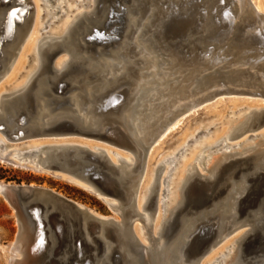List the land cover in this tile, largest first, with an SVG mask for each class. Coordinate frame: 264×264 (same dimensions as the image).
I'll return each instance as SVG.
<instances>
[{"label": "water", "instance_id": "water-1", "mask_svg": "<svg viewBox=\"0 0 264 264\" xmlns=\"http://www.w3.org/2000/svg\"><path fill=\"white\" fill-rule=\"evenodd\" d=\"M208 1L98 0L95 11L67 37L40 46V68L28 86L0 100V135L12 143L91 140L131 153L136 164L132 168L117 164L104 151L79 145L44 146L37 165L17 164L0 151V160L11 165L84 184L119 216L100 215L50 188L0 185V194L18 222L14 246L22 257L10 264H200L241 226L245 234L238 242L239 264H264V146L225 158L208 174L192 171L178 205L163 224L162 242L152 237L147 245L134 228L136 222L146 224V214L151 222L156 214L158 182L143 210L138 207L148 153L188 108L168 100L169 95L197 70L207 78L231 74L233 80L248 81L235 86L240 89L264 88L261 76L251 81V72L249 76L240 72L251 67L248 61L264 63L259 56L264 57V45L245 24L235 22L230 31V24L221 21L225 14L233 17L226 13L228 0H212L207 16ZM197 5L200 10H195ZM13 11L15 16L10 15ZM35 17L31 0H0V82L11 70ZM140 24L145 46L138 49L132 38L133 26ZM142 48L147 50L141 54ZM228 51L245 61L234 64L224 58L213 68L210 61ZM63 55L69 61L58 68L56 62ZM152 62L165 73L153 82L167 93L164 101L149 107L147 101L139 103L135 88L138 78L154 74ZM261 129L264 109L232 138ZM158 168L157 179L162 174Z\"/></svg>", "mask_w": 264, "mask_h": 264}, {"label": "bare ground", "instance_id": "bare-ground-1", "mask_svg": "<svg viewBox=\"0 0 264 264\" xmlns=\"http://www.w3.org/2000/svg\"><path fill=\"white\" fill-rule=\"evenodd\" d=\"M31 1L33 2L36 11L35 21L32 29L30 30L26 38L25 43L22 46L20 53L18 54V57L16 58L15 62L12 65L11 70L6 75V77L0 82V100L2 99V97L15 94L16 92L28 86V84L30 83V81L32 80V78L35 76V74L38 72L40 68V55H39L40 46L43 45L45 42L51 40L60 41L63 40L65 37H67L81 20L91 15L95 11L98 0H90L87 3H85V0H31ZM56 3H58V6L57 8L55 7L56 10H53L52 6ZM212 6H214V2L212 0H209L204 7V10L207 12L206 14L207 16L209 15L211 9H213ZM200 7H201L200 5L199 6L197 5L195 10L196 9L200 10ZM225 8L229 9L226 11V13L228 12L230 14V12H232L233 17L232 18L227 17V15L225 14L221 18V21L224 22L226 21L230 24V31L233 30V25L235 22H239L240 24L243 23L248 27L247 31H251V33L249 34H252L253 36H257L259 44L264 45V36L261 35V30L262 28H264V0H228V4L225 5ZM68 11H70L71 13L73 12L75 13L67 16ZM45 15H47V17L49 16V18L40 28L41 22L43 21ZM57 15L59 17L58 18L56 17L57 20L54 21V23L60 22V20L64 18L65 20L63 21L62 25H59L58 27L59 29L57 30V32L52 33L50 30H48V28L52 26L54 23H52L51 25H49L48 23L53 16L55 17ZM133 27H134V33H133L132 41L135 43L134 45L136 46V48L141 49L140 47L145 46L144 43L142 42L145 31L143 30L142 24L135 25ZM44 30H47V32L44 33ZM39 32L41 33V36L34 43L37 37L36 34ZM229 47L230 45L227 44L226 48ZM145 50H147V48H142L141 54L145 52ZM27 55H29L28 57L30 58V61L33 58V63L35 60V63L30 73L28 74V77L26 78L24 83H22L16 89L10 92H3L2 89L4 86V82L8 81L9 78L13 76L16 70L23 64L24 59L27 57ZM259 56H260V60H264V57H262L261 54ZM224 58H230L231 62L234 64H237L239 62L243 63L245 61L244 57H239L238 55L234 54L232 51H228L227 54H225V56L217 57L212 61H210V63H212L213 68H215L218 64H220V62L224 60ZM68 61H69L68 56L63 55L59 57V59L56 62V65L58 66V68H63L68 63ZM252 62L253 61L247 62L251 66L249 69L240 70V72H247L248 76L249 73L251 72L254 76L251 79V81H257L256 77L258 76H261V78L264 79L263 76L264 63L262 65H258L257 63L255 62L252 63ZM151 70H155L154 74L148 75L147 78L144 80L142 77L138 78L136 81L137 85L135 88L137 93V99L139 98V103L144 104V102L147 101L149 107H151L156 102L161 103V101H164V98L166 99V93H167V92H162L159 84H157L155 81L153 82V80L157 78L161 80L162 77L165 75V73H163L161 69H159L158 65H156L154 62H152ZM230 75L225 76L223 78L220 77L219 75H217L215 78L214 77L207 78L203 75V73H199L198 70L194 71L193 74L188 75L187 81L177 90V93L174 95H169L168 97V100L171 99L175 100L177 105L185 104L187 105L188 108L181 115H179L169 126L166 127L164 132L156 140V142L154 143V145L152 146L151 150L148 153V162L144 177L145 180L142 183L141 191L139 194L138 207L140 210H143L147 199L152 193V189L154 188L155 184L158 182L159 188H158V196H157L156 214L152 222L150 217L146 214L145 215L146 224H143L142 222H136L134 227L139 238L147 245L151 243L150 238L152 237L160 242L163 241L161 237L163 224L167 216L171 212V210L178 205L182 186L185 180L187 179V176H189L192 171L197 170L199 173L208 174L210 170H213L225 158H230L233 155L249 154L254 150H257L258 148L264 146V129L258 130L260 131L258 134H255L254 132L249 135L250 132H245L243 135H241L238 138H232L233 135H235V133L243 129L245 124L248 123L250 119L253 118L255 112L264 109V103H263L261 105H254V107L251 106L252 109L248 113L244 114L242 118L235 125L234 124L230 125L229 128L226 127L227 129L221 130L219 132V135L215 136V141L213 144H207V142L206 143L203 142L200 146H198L197 147L198 149H196L192 153V155L185 160L184 164L182 165V169L179 170V175L174 179L172 178L171 181L169 180V178L172 174V170L176 166V162H179L177 161L178 160L177 158H179L178 155L182 152L183 149H186L185 144L182 146L181 145L176 146L175 149H173V151L170 154H166L164 156L162 155L163 156L162 158L159 157V161L157 163L161 166L162 174L160 178L157 179V171L158 169H160L158 168L159 167L158 166L157 168L155 167L156 170H155L154 180H152L151 179L152 177H150L151 176L150 165H154L150 163H152V161L155 159L154 158L155 149L160 144H162V142L171 134V132L178 129L180 123H178L177 120L181 118L184 114L190 112L191 110L195 109L200 105L205 104L206 102L212 101L217 97L224 95L225 96L233 95V96L251 98L252 95L248 94V92L258 91V93L260 94H256L253 96L260 97L258 98V100L264 101L263 87L257 85H248V86L240 85L242 88L244 87L248 90L240 89L239 87H235V86L239 85V83L246 85L248 81H245L244 79H241L240 81L233 80V77H231ZM229 87H233L232 89H234V91L232 90V92H228ZM207 94H209L208 97H206ZM205 98H207V100H204ZM175 122L176 124L173 126ZM213 123H210L209 125H213ZM203 128L204 127L202 126L196 127V129L192 131V132H196L195 135L193 133L186 131V133L184 134V139L186 140V143L188 144L191 141L193 135L195 137L200 133H202ZM244 136H246V138L242 139ZM255 137H258V139L253 144H248L247 146L240 148V146L245 140H251L254 139ZM234 139L236 140L242 139V141H238L235 144H229V141ZM54 144L79 145V146L88 147L95 151H104L117 164L122 162L130 168H132L136 164V159L133 157L131 153L113 148L111 146H108L100 142H94L91 140H81L80 138H70V139L66 138L63 141L31 140L28 143L26 142L12 143L7 141L5 137L0 135L1 154L3 156L8 155L10 159L14 160L17 164L20 165H26L28 163L31 165H37L40 159V155L43 154L44 152L43 149L45 148L44 146H51ZM219 146L221 147L218 148L214 153L216 154V156L209 155L208 157L209 159L207 160L206 157L205 158L202 157V155L205 153L206 150H213ZM10 147H14V148L10 150ZM67 181L74 183L75 185H78L88 191H91L87 188V186H85L80 182H76L74 180H67ZM169 181H170V185H172L173 187V192L171 193L172 196L170 200L172 203L166 206V200H167L166 194L169 191L167 185ZM232 213H234V211L230 212L227 216H225V220H229L231 218L230 216ZM225 220L223 219L222 221ZM150 222H151V226L148 229L147 225H149ZM244 228L245 226H241L237 228L232 234L227 236L216 249L210 252L201 261L200 264H239L240 252H239L238 242L240 238H242L243 235L245 234ZM16 257H22V254L13 245L11 262Z\"/></svg>", "mask_w": 264, "mask_h": 264}, {"label": "rangeland", "instance_id": "rangeland-1", "mask_svg": "<svg viewBox=\"0 0 264 264\" xmlns=\"http://www.w3.org/2000/svg\"><path fill=\"white\" fill-rule=\"evenodd\" d=\"M90 0H85L87 3ZM58 3L52 6L53 10H56ZM56 7V8H55ZM72 7V6H71ZM75 13V12H73ZM70 11H68V15H72ZM60 15V14H59ZM56 17L53 16L49 21V25L56 21ZM49 16H44L43 21L41 22L40 28L44 25L45 21L48 20ZM64 19H61L60 22L54 23L52 26L48 28L52 33L57 32L59 29V25L63 24ZM47 30H44V33ZM40 33V32H39ZM37 33V37L34 41L41 36V33ZM30 55V54H29ZM27 57L24 59L23 64L16 70L11 78L8 81L4 82L3 92H10L20 86L30 73L34 63L33 58L30 61V58ZM250 97V96H249ZM260 97L251 98L241 97V96H220L216 99L206 102L203 105L196 107L184 114L181 118L177 120L180 123L178 129L171 132V134L160 144L154 151V160L150 164L151 170V179L154 180L155 170L158 166H160L157 162L159 161V157L162 158L166 154H170L176 146L186 145V149H183L182 152L178 155L177 158L179 162H176V166L172 170V174L169 178L171 179L177 177L179 175V170L182 169V165L185 160L192 155V153L198 149L203 142H207V144H213L215 141V136L219 135V132L223 129H227L230 125H235L244 114L248 113L254 105H261L264 103L263 100H258ZM252 106V107H251ZM197 112V113H196ZM214 122V123H213ZM213 123V125H209ZM176 122L173 124V126ZM204 127L202 129V133L195 136L196 132L194 129L196 127ZM172 127V126H171ZM227 127V128H226ZM188 129V130H187ZM210 129V130H208ZM208 130V131H206ZM186 131L193 133V138L187 144L184 139V134ZM260 131L255 132L258 134ZM252 133H249V135ZM246 138L244 136L242 139ZM213 141H212V140ZM241 140H231L229 144H235ZM258 137H255L251 140H245L240 148L247 146L248 144H253ZM253 140V141H252ZM18 147V146H15ZM221 146L213 149L206 150L202 157H206V160L209 159V155L216 156L215 151ZM14 147H10V150ZM23 148V147H22ZM163 155V156H162ZM178 163V164H177ZM156 167V168H155ZM153 171V173H152ZM153 174V175H152ZM170 181L168 183V192L166 194V206L171 204V196L173 192V187L170 185ZM0 184H12V185H34V186H42L45 188L53 189L54 191L62 194L63 196L79 203L96 213L103 215L108 218L119 219V216L116 212H114L108 204L102 200L99 196L89 192L88 190L75 185L65 179L57 178L48 173H42L31 169H26L20 166H14L7 162H3L0 160ZM172 189V190H171ZM165 215V212H164ZM164 218V217H163ZM18 234V222L15 211L13 208L4 200L3 196L0 194V264H10L12 258V250L13 245L16 240V236ZM221 250V249H220ZM219 252V251H218Z\"/></svg>", "mask_w": 264, "mask_h": 264}, {"label": "snow or ice", "instance_id": "snow-or-ice-1", "mask_svg": "<svg viewBox=\"0 0 264 264\" xmlns=\"http://www.w3.org/2000/svg\"><path fill=\"white\" fill-rule=\"evenodd\" d=\"M10 15H11V16H15V15H16V12L13 11V12L10 13Z\"/></svg>", "mask_w": 264, "mask_h": 264}]
</instances>
